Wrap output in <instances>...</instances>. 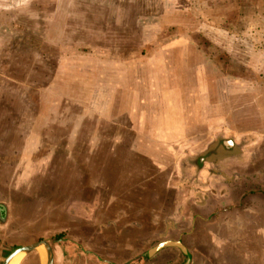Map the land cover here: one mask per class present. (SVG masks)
Instances as JSON below:
<instances>
[{
	"label": "crops",
	"instance_id": "crops-1",
	"mask_svg": "<svg viewBox=\"0 0 264 264\" xmlns=\"http://www.w3.org/2000/svg\"><path fill=\"white\" fill-rule=\"evenodd\" d=\"M62 3L63 0H49L46 3L48 7L38 6L37 10L28 1L24 7H20L24 16L17 21L16 27L5 26L1 29L2 35L8 38L12 30L19 32L18 44L26 50L35 51L37 55L47 57L51 51V54L60 53L55 61L57 66H68L69 61L74 59L69 55L75 53H81L83 65L76 71L73 69L67 78L60 74V81L70 82L73 89L78 87L64 96L67 106L52 102L51 105H56H49L46 109L44 103H40L39 116L34 121V130L40 138L31 139L39 150L32 151V145L28 146L26 140L28 148L25 154L28 156L32 153L42 155L46 147H56L50 162L40 160L35 163L29 158L26 159L28 162H20L17 159V168L13 173L11 160L0 158V264H4L6 258L18 248L39 242L49 244L54 264H264V188L263 192L253 191L244 183L249 181L247 177H235L239 166L246 171L256 169L252 174L264 177V154H260L256 158L257 163H254L256 161L252 160L253 152L248 145L230 139L228 132L222 134V143L229 151H237L239 156L226 154L218 167L216 164L220 160L217 161L218 156H213L217 155L213 149L218 147L220 139L215 138L205 154L196 150L198 142L191 144L196 148L191 147L189 152H185L196 166H188V177L181 169L170 171L165 167L168 160L163 158L171 156L170 148L175 146L173 142L165 145L161 142L160 146L166 154L163 156L161 149L155 150L150 146L149 139L142 140V149L135 148L132 145L134 139H130L128 142L132 143L134 154L124 155L122 151L114 154L111 167L108 166L110 161L100 157L92 163L90 154L83 149L90 146V138H79L76 131L86 132L92 120L98 122L97 130H106V119L113 115H117L114 119L109 118L113 129L120 132L142 130L128 116L131 115L132 98L133 103H137L140 91L146 97L148 94L139 90L137 59H131L129 65L117 63L115 68L113 63L106 64V52L111 51L107 45L105 52L102 49H85L83 45L67 48L66 38L73 16L69 12L58 16ZM65 5L67 10L69 1L65 0ZM44 13H49L46 18H43ZM42 21L49 32H43V26H38ZM27 23L35 25V28L28 29ZM129 33L133 35L134 31L129 29ZM30 37L41 41L40 44L34 43ZM5 46H0L3 58ZM62 48H67L64 55H61ZM130 51L132 56L137 55L135 47ZM111 52H114V58H109L112 62L118 56L123 57L116 53L117 48ZM143 61H147L148 68L149 59L144 58ZM167 71L169 73V67ZM26 76H33L31 69ZM145 79L144 88L148 87V76ZM125 82L127 85L123 86ZM120 85L124 89L120 90ZM50 93L56 99L52 90ZM118 95L123 101L116 106L110 104L109 99ZM197 95L201 100L202 93L199 91L190 95L195 100L193 113L202 117L203 107L196 106ZM16 96L23 99L27 95ZM6 98L5 92L0 91V104L4 105ZM73 99L82 102V112L68 107V102ZM6 110L7 106H0L4 120L10 119V113ZM28 111L23 110L20 123L16 126L21 130L24 117L26 121L29 119ZM190 113L192 111L185 115ZM87 123L89 127L86 128ZM192 126L200 132L203 122L192 123ZM45 129L46 134L40 136ZM214 130H218V127ZM0 131L4 136L0 145L6 146L11 141L7 139L11 126L3 125ZM16 131L19 137L21 132L19 129ZM119 140H123L121 136ZM186 141L185 137L182 138L181 146ZM134 142L138 144L139 141L136 139ZM260 142L264 143L263 139ZM59 146L67 147L66 153L59 154ZM80 148L82 154L78 155L76 152ZM203 155L208 156L207 160L205 156L200 159ZM146 163L149 164L143 166ZM96 167L97 172L93 171L92 174ZM91 178L99 182L91 185ZM262 181L258 182L259 187ZM62 233H67V240L61 243H64L65 250L58 245ZM166 242L173 245L165 246L151 256H144L155 246ZM180 244L186 251L179 247ZM47 260L48 250L43 245L17 255L10 264H46Z\"/></svg>",
	"mask_w": 264,
	"mask_h": 264
},
{
	"label": "rangeland",
	"instance_id": "rangeland-1",
	"mask_svg": "<svg viewBox=\"0 0 264 264\" xmlns=\"http://www.w3.org/2000/svg\"><path fill=\"white\" fill-rule=\"evenodd\" d=\"M28 1L37 10L38 6L48 7L46 3H49V0H0V46L6 45L4 58L0 55V91L5 92L8 97L5 99V104L0 106H7L6 111L10 113V119L6 120L0 114V128L3 125L11 126V131L7 133V139L11 141L6 146L0 145V158L11 160L13 173L17 168V159L18 161L20 159V162L27 161V158L30 161L35 160V163L40 160L50 162L56 147L44 148L45 153L43 152L42 155L25 154L27 144L32 145L30 148L32 151L39 150V146H36L31 139L40 138L34 130L36 129L34 121L39 116L40 103H44L46 109L52 102L67 106L64 96L73 93L78 87L73 89L70 82L60 81L62 80L60 74L67 78L73 69L76 71L83 65L81 53H75L69 55L75 60L71 59L68 66L58 64V67L55 61L56 57L59 59L60 53L51 54V51L47 57H43L33 50H26L23 45L18 44L20 33L16 30L11 31L10 38L2 35V27H16L17 21L23 19L21 17L24 15L20 7H24ZM67 1H69L68 9L66 10L67 5L63 0L60 4V12L58 11L59 17L68 12L73 16L70 21L72 23L69 27L70 33L68 39L66 38L67 48H77L82 45L85 49L94 48L103 51L106 45L111 47V51L117 48L116 53L123 57L118 56L114 62L109 59L114 58V52H106L108 55L106 64L113 63L115 68L118 66L117 63L129 65L131 59H137L139 90L147 91L148 94L146 97L140 91L137 103H133L134 97L132 98L133 106L131 115L128 116L134 123L136 122L138 128L142 127V130L120 132L113 129L110 127L112 125L109 119L117 116L113 115L106 119V130H97L98 122L92 120L86 132L76 131L79 138L83 136L85 139L90 138V146L83 149L90 154L92 163L100 157L110 161L108 166L111 167L114 154L121 151L124 155L134 154L131 144L134 143L132 145L135 148L142 149L144 147L141 142L146 139H149L152 148L161 149L163 155L165 149L161 148V142L164 145L173 142L175 146L170 148L171 156L163 158L169 162L165 167L170 171L181 169L188 177V166L195 163L188 158L185 150L189 152L191 147L196 148L191 144L198 142L196 150L200 154L208 153L207 150H210L208 145L215 138L221 140L222 134L226 132L230 139L247 144L253 152L252 160L257 163L256 158L264 154V145H260L264 144L260 142L262 139L264 142V0ZM47 14L44 13L43 18H46ZM43 21L38 26H43V32H49L46 26L47 30L44 28ZM26 27L33 30L35 25L27 23ZM129 29L134 31L133 35L129 33ZM30 39L34 43L41 42L34 37ZM133 47L136 48L138 56L131 55L130 50ZM66 49H61V55H64ZM144 58L149 59L148 68L147 61H143ZM168 67L169 73H167ZM29 69L32 70L33 76H26ZM133 69L135 71V68ZM145 76H148L146 88H144ZM122 85H127V82ZM122 85L118 87L120 90L124 89ZM51 90L56 95V99L51 97ZM194 91L202 93L201 100L199 95L196 96V106L203 107L202 117L193 113L195 100L191 99L190 95L194 94ZM23 93L27 95L23 99L16 96ZM74 99L68 102V107L82 112V102H75ZM109 100L110 104L115 106L123 101L120 95ZM24 109L29 110V119L26 121L24 117L21 130L16 126L20 123L19 118L22 117ZM190 111L192 113L185 115ZM123 118L125 119L124 116ZM48 119L50 124V114ZM198 121L203 122V129L200 132L192 126V123ZM85 126L89 127L88 123ZM216 126L218 130H214ZM49 127L51 128L50 125ZM16 129L21 132L19 137ZM41 134L45 135L46 129L39 135ZM120 136L122 141L119 140ZM184 137L187 141L181 146L180 140ZM3 138V133L0 131V144ZM18 138H22L21 141L14 142ZM130 139H134L131 144L128 142ZM136 139L139 141L138 144L134 142ZM175 139L178 141L175 142ZM222 141L213 149L214 154H217L213 156H218L217 161L220 160L216 164L218 167L226 154H238L237 151H229ZM126 144L129 146L125 147ZM66 148L59 146V154H63ZM80 152L81 148L76 154L81 155ZM204 156L207 160V155L201 156L200 159ZM178 164L182 165L181 168L177 167ZM237 168L239 169L235 177H247L249 181H244L246 186L251 187L253 191L263 192L264 177L259 178V174H252L256 169L246 171L243 166ZM263 168L264 166L262 170ZM97 170L96 167L92 170V174ZM261 181L262 185L259 187L258 182ZM90 182L91 185H95L99 181L91 178ZM62 234L65 238L62 237L58 245L65 250L64 243L63 245L61 243L67 240V233ZM67 254L66 252L65 255Z\"/></svg>",
	"mask_w": 264,
	"mask_h": 264
},
{
	"label": "water",
	"instance_id": "water-1",
	"mask_svg": "<svg viewBox=\"0 0 264 264\" xmlns=\"http://www.w3.org/2000/svg\"><path fill=\"white\" fill-rule=\"evenodd\" d=\"M45 246V248L48 250V260L46 264H54V259H53V254H52V250L49 246L48 243L46 242H39L36 243L34 245H30V246H25V247H21L18 248L17 250H15L12 254H10V256H8L6 258V260L4 261V264H10L11 261L17 256V255H21L27 252H30L31 250H34L36 248H39L40 246ZM173 245L172 242H166V243H161L157 246H155L153 249H151L146 255H144L145 257L151 256L152 254H154L156 251H158L159 249H162L165 246H171ZM179 247H181L184 251H186L185 247L183 245H179Z\"/></svg>",
	"mask_w": 264,
	"mask_h": 264
},
{
	"label": "flooded vegetation",
	"instance_id": "flooded-vegetation-1",
	"mask_svg": "<svg viewBox=\"0 0 264 264\" xmlns=\"http://www.w3.org/2000/svg\"><path fill=\"white\" fill-rule=\"evenodd\" d=\"M229 142V141H228ZM227 142V144L226 145H228L229 143Z\"/></svg>",
	"mask_w": 264,
	"mask_h": 264
}]
</instances>
